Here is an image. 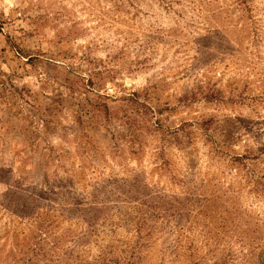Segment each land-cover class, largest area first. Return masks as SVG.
<instances>
[{
  "label": "rangeland",
  "instance_id": "obj_1",
  "mask_svg": "<svg viewBox=\"0 0 264 264\" xmlns=\"http://www.w3.org/2000/svg\"><path fill=\"white\" fill-rule=\"evenodd\" d=\"M0 264H264V0H0Z\"/></svg>",
  "mask_w": 264,
  "mask_h": 264
}]
</instances>
